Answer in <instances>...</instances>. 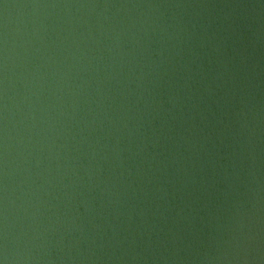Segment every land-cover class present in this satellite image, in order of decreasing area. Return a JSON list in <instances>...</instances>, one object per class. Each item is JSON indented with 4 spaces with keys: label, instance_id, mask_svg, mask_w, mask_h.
<instances>
[{
    "label": "water",
    "instance_id": "obj_1",
    "mask_svg": "<svg viewBox=\"0 0 264 264\" xmlns=\"http://www.w3.org/2000/svg\"><path fill=\"white\" fill-rule=\"evenodd\" d=\"M0 264H264V0H0Z\"/></svg>",
    "mask_w": 264,
    "mask_h": 264
}]
</instances>
